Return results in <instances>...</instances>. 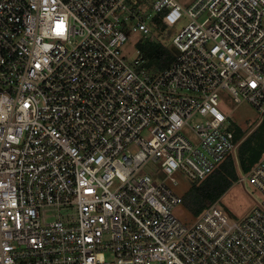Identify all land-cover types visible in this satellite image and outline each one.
I'll use <instances>...</instances> for the list:
<instances>
[{
	"label": "built area",
	"instance_id": "built-area-1",
	"mask_svg": "<svg viewBox=\"0 0 264 264\" xmlns=\"http://www.w3.org/2000/svg\"><path fill=\"white\" fill-rule=\"evenodd\" d=\"M158 14L188 23L155 71L121 47ZM223 90L264 121V0H0V264H264V155L243 217L174 213L239 146Z\"/></svg>",
	"mask_w": 264,
	"mask_h": 264
},
{
	"label": "rangeland",
	"instance_id": "rangeland-1",
	"mask_svg": "<svg viewBox=\"0 0 264 264\" xmlns=\"http://www.w3.org/2000/svg\"><path fill=\"white\" fill-rule=\"evenodd\" d=\"M179 1L184 5H190L195 0ZM187 23L188 20L185 18L176 25H170L167 24L158 14L154 19H152V22L150 21V25L153 29V40L151 41L149 38H146L142 31L128 29V40L121 47L122 55L129 61L134 60L137 55L136 50L140 48L149 58L150 66L154 68L155 71H160L162 68H160L159 64L154 62L155 60L151 58L150 55H162V52H159L161 48H166V50H169L172 53V39L186 26ZM221 93L222 100L220 106L222 111L228 114L233 127L237 130V133L240 129L243 132L244 139H246L249 134L259 128L264 122L260 121L261 115L259 111L251 102L247 100L235 102L226 90H223ZM239 141V146L227 156V159L230 157L234 161L236 175L229 176L231 181L230 185L227 187L225 192L214 201L219 208H221L233 219L241 218L246 215L258 204V198L261 197L260 191L252 184L248 174L251 168L256 164V162L251 165L249 164L251 152L254 150L260 153L259 159H257L258 161L264 155V131L253 138V148L249 149V153L245 154V161L241 158L242 149L240 148V145L242 140L240 139ZM246 166L248 169H246ZM142 172L152 174L153 178L157 181H161L166 178L165 172L161 168L160 164L156 162L146 163ZM175 177L177 182H171V184L182 196L187 195L193 190L194 192H202L205 186L211 185V183H208L207 181L204 183L203 181L205 179L194 182L186 174L179 171L175 173ZM243 177H246V179L243 180ZM174 213L177 217L188 224L196 221L199 216L195 209L186 202L176 206L174 208Z\"/></svg>",
	"mask_w": 264,
	"mask_h": 264
},
{
	"label": "trees",
	"instance_id": "trees-1",
	"mask_svg": "<svg viewBox=\"0 0 264 264\" xmlns=\"http://www.w3.org/2000/svg\"><path fill=\"white\" fill-rule=\"evenodd\" d=\"M161 49L159 52L160 53L162 52L161 53L162 55H150V56L155 60L154 61L155 63L159 64L160 68H164L173 60L174 55L169 50H166V48H161ZM263 131H264V122L259 128L255 129V131H253L251 134H249L248 137H246V139H244L243 132L239 129L237 138L238 140L240 139L242 140L240 148L242 149L241 158L243 161H245L244 160L245 154L249 153V149L253 148L252 146L253 138L259 133H263ZM250 156L251 159L249 160V164L251 165L258 161L257 159H259L260 153L253 150ZM248 167L246 166V169H248ZM235 175L236 173H235L233 159L230 157L228 159L226 158L221 163L220 167L216 171L211 173L203 181L204 183L207 181L208 183H211V185L205 186L202 192L200 191L194 192V190L190 191L187 195L184 196V202L191 205L195 209L196 213L199 215L205 208L213 204L214 201L217 200L225 192V190L231 183L229 176H235Z\"/></svg>",
	"mask_w": 264,
	"mask_h": 264
}]
</instances>
